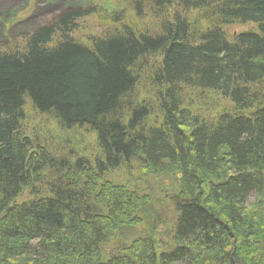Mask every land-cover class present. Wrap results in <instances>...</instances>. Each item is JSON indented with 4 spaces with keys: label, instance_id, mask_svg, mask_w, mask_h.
<instances>
[{
    "label": "trees",
    "instance_id": "obj_1",
    "mask_svg": "<svg viewBox=\"0 0 264 264\" xmlns=\"http://www.w3.org/2000/svg\"><path fill=\"white\" fill-rule=\"evenodd\" d=\"M93 4L0 46V264H264V0Z\"/></svg>",
    "mask_w": 264,
    "mask_h": 264
},
{
    "label": "rangeland",
    "instance_id": "obj_2",
    "mask_svg": "<svg viewBox=\"0 0 264 264\" xmlns=\"http://www.w3.org/2000/svg\"><path fill=\"white\" fill-rule=\"evenodd\" d=\"M93 6V0H0V46L7 44L13 46L16 41H21L24 36L30 35L57 19L66 9H89ZM104 25L107 26V23L99 21L94 14L86 22L81 23V32L78 36L85 40L87 36L98 33L101 29L100 26L104 27ZM247 29L249 27L233 26L229 28V33L234 35ZM27 111L30 113L26 123L28 130L42 134L44 140L57 146V149L61 151L65 148L73 149L77 152L76 154L81 156L90 155L92 151L97 149L95 135L87 129L67 131L62 129L55 119L33 113L30 108ZM148 181H146V190L151 193V199L160 198V188L166 186L162 185L164 181L157 179H149ZM164 202L168 204L165 199ZM155 203L153 206L156 215L159 214L161 220L171 223L174 217L171 207L158 206V200ZM164 207L168 211L167 217H165Z\"/></svg>",
    "mask_w": 264,
    "mask_h": 264
}]
</instances>
